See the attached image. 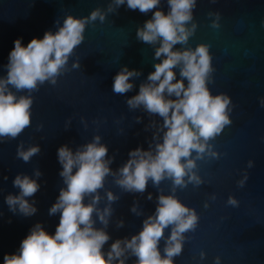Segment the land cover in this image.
I'll return each mask as SVG.
<instances>
[{
  "label": "water",
  "instance_id": "water-1",
  "mask_svg": "<svg viewBox=\"0 0 264 264\" xmlns=\"http://www.w3.org/2000/svg\"><path fill=\"white\" fill-rule=\"evenodd\" d=\"M157 8L165 14L170 11L167 0ZM97 9L103 22L98 16L85 24L84 40L73 49L54 85L38 83V90L31 93L8 85L17 98L30 95L32 105L30 125L15 138L0 137V264L5 254L18 252L36 224L55 233L60 213L50 214V208L67 187L60 175L58 149L67 145L75 154L89 143L108 149L103 160L110 172L103 186L86 194L84 202L92 203L98 195L95 209L99 213L110 209L107 224L97 211L92 219L93 227L110 237L102 248L106 258L112 243L121 240L123 255L113 258L112 264L120 260L137 264L138 258L124 241L137 235L148 217L155 218L160 196L177 199L189 209L188 215L194 212L197 218L194 228L181 233L182 249L171 258L172 264H264V0H196L192 19L184 25L187 40L174 44L172 51L208 46L212 71L206 86L213 96L229 98L225 114L231 123L207 141L200 138L202 153L193 150L182 158L181 163L192 160L195 165L185 169L183 185H175L165 173L159 184L149 178L142 193L126 190L117 181L122 179L120 169L132 158L129 152L139 147L155 156L156 145L163 143L167 131L163 117L144 105L127 103L142 84L152 83L148 75L165 58L155 56L160 38L152 43L137 38V30L157 9L131 10L127 0L123 4L117 0H0V78L7 76L9 53L17 38L27 46L47 31L56 33L68 15L82 19ZM125 67L135 70L129 78L133 87L114 93V77ZM182 67L183 62L173 69V83L182 79ZM184 84L187 87L186 79ZM164 95L176 99L167 91ZM35 147L39 152L27 162L18 157V152ZM18 175L39 185L33 196L24 197L36 208L32 215H24L18 205L13 211L6 203L7 196L20 194L14 187ZM109 192L116 199L109 200ZM174 227L168 225L158 242L161 259Z\"/></svg>",
  "mask_w": 264,
  "mask_h": 264
},
{
  "label": "clouds",
  "instance_id": "clouds-1",
  "mask_svg": "<svg viewBox=\"0 0 264 264\" xmlns=\"http://www.w3.org/2000/svg\"><path fill=\"white\" fill-rule=\"evenodd\" d=\"M160 2L127 0V7L131 10L147 13L157 9L152 18L145 21L143 28L137 30V38L145 43L160 38L161 46L155 56L165 57L148 75L152 83L142 84L138 94L127 101L132 107L144 105L148 112L163 117V125L167 129L163 143L156 145L155 156L138 147L129 152L132 158L120 169L122 179L117 183L126 190L141 193L145 191L149 178L159 184L165 173L174 178L175 185H183L185 169L195 165L192 160L181 163L182 158H188L193 150L202 153L204 146L199 143L200 138L207 141L225 124L231 123L225 114L229 98L223 94L213 96L206 86V76L212 71L208 46L202 44L195 51H172L174 44L187 40L189 33L184 25L192 19L196 0H167L170 8L167 14L157 8ZM117 3L123 4L124 0H117ZM98 16L103 22L99 9L82 19L68 15L56 33L47 31L42 39L34 37L27 46L22 45V38L14 41L6 65L7 76L0 78V137L15 138L31 123V96L17 98L8 85L17 91L27 89L29 93L38 90V83L42 85L49 81L54 85L73 49L84 40L85 24L95 21ZM181 62L182 79L173 83L176 79L173 69ZM135 74L134 69L130 71L127 67L118 72L114 77L113 92L123 94L129 91L133 87L129 78ZM165 91L169 97L174 94L176 99H166ZM99 139L96 137L97 142ZM38 152L39 148L35 147L27 152H18V157L27 162ZM107 152V147L98 143H89L84 151L75 154L67 145L59 147L58 158L63 166L60 175L67 187L59 191L57 201L50 208V214L60 213L55 233L49 234L36 224L21 241L17 253L4 255V264H112L113 258L123 255L121 240L117 239L106 258L102 248L110 237L105 231L93 227L94 211H97L100 221L107 224L105 217L110 214V209L105 208L104 213L95 209L98 195L93 197L92 203L84 202L86 194L96 193L103 186L104 178L110 172L103 160ZM74 168L76 171L73 173ZM14 187L20 189V194L5 198L10 209L15 211L18 205L24 215L34 214L36 208L29 205L24 197L33 196L39 185L28 176L21 178L18 175ZM108 199L116 197L109 192ZM188 213L189 209L177 199L160 196L155 218L148 217L143 229L124 241L125 248L131 249L138 258L137 264H172L171 258L182 249L179 242L181 233L194 228L196 223L195 213ZM170 224L175 227L165 248L166 256L161 259L157 245ZM119 264H124V261L120 260Z\"/></svg>",
  "mask_w": 264,
  "mask_h": 264
}]
</instances>
